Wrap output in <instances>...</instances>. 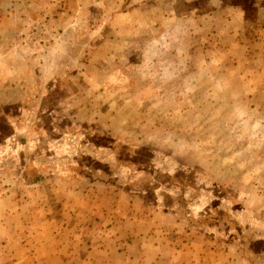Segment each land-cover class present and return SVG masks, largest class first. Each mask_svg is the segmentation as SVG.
I'll return each mask as SVG.
<instances>
[{"label": "rangeland", "instance_id": "374dc122", "mask_svg": "<svg viewBox=\"0 0 264 264\" xmlns=\"http://www.w3.org/2000/svg\"><path fill=\"white\" fill-rule=\"evenodd\" d=\"M0 264H264V0H0Z\"/></svg>", "mask_w": 264, "mask_h": 264}]
</instances>
